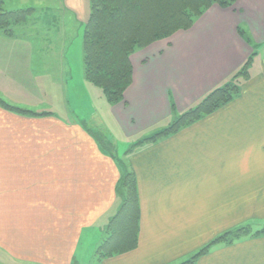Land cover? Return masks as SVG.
<instances>
[{"label":"crops","instance_id":"1","mask_svg":"<svg viewBox=\"0 0 264 264\" xmlns=\"http://www.w3.org/2000/svg\"><path fill=\"white\" fill-rule=\"evenodd\" d=\"M3 1L9 8L28 4ZM255 47L250 77L235 98L138 143L122 160L77 114L34 117L0 108V264H72L82 248H97L120 209L124 171L137 181L138 245L96 264L183 262L245 226L258 232L212 244L195 264H264V0L214 4L190 29L133 53L123 100L94 110L99 129L112 126L131 146L167 129ZM12 75L0 61V88Z\"/></svg>","mask_w":264,"mask_h":264},{"label":"rangeland","instance_id":"2","mask_svg":"<svg viewBox=\"0 0 264 264\" xmlns=\"http://www.w3.org/2000/svg\"><path fill=\"white\" fill-rule=\"evenodd\" d=\"M23 1L28 4L12 6V8L4 4L0 8L7 11L27 10L17 17L16 21L0 27V61L6 71L14 76V80H10L12 82L8 83V80H5V90L0 88V108L17 115L34 117L57 115L67 118L69 114H77L83 126L89 120L91 127L86 126V128L100 146L112 157L114 155L120 160L125 159L129 149L135 148L138 143L151 140L156 134L145 139L139 137L129 146V142L126 143L122 135L116 133L112 126L108 129L103 127L99 129L100 124L101 126L103 124L95 110L100 109L99 104L101 107L105 106L107 110L109 101L103 90L86 76L83 51L84 29L90 16V0ZM142 1L147 6L155 8L154 0ZM70 16H76L74 23L69 21ZM170 37L163 40H169ZM143 48H136L133 53ZM142 56V53L136 56V60ZM81 80L85 81L84 88ZM126 174L131 173L124 171L122 177ZM134 178L136 180L135 175ZM129 190L123 185L118 188L119 208L129 196ZM103 232L105 238L108 235L107 229L105 228ZM255 232H258L256 227L245 226L242 231L232 232L228 238L245 237ZM96 250L97 248L93 249L90 246L82 248L84 254L74 255L72 264H83L81 260L84 256L93 255L92 260H87V263L96 264L98 262L95 256ZM181 261L173 264H179Z\"/></svg>","mask_w":264,"mask_h":264},{"label":"trees","instance_id":"3","mask_svg":"<svg viewBox=\"0 0 264 264\" xmlns=\"http://www.w3.org/2000/svg\"><path fill=\"white\" fill-rule=\"evenodd\" d=\"M90 2V16L84 29L86 76L103 90L109 103L114 104L123 100L125 91L133 82L130 56L136 48H143L157 40L170 37L180 29L191 28L196 19L214 4L228 8L236 0H154L155 8L147 6L142 0ZM3 6L4 1L0 0V8ZM24 11L27 10L0 9V27L16 21ZM239 33L243 35L241 30ZM257 53L255 47L242 66L226 81L211 89L167 129L152 139L174 133L182 126L212 113L235 98L240 92L242 82L250 77V68ZM121 180L119 187L123 185L127 190L130 189V193L106 226L108 235L102 238L95 253L98 262L127 253L138 245L140 207L136 180L132 173L126 174ZM244 228L240 227L236 231H242ZM261 233H264V228ZM231 234V231L226 232L179 264H195L198 257L207 253L212 244L226 240Z\"/></svg>","mask_w":264,"mask_h":264}]
</instances>
